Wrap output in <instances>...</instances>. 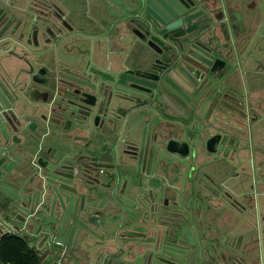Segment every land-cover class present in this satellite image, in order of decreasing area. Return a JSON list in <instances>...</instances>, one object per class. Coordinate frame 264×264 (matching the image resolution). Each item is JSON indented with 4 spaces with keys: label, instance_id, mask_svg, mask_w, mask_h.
<instances>
[{
    "label": "flooded vegetation",
    "instance_id": "1",
    "mask_svg": "<svg viewBox=\"0 0 264 264\" xmlns=\"http://www.w3.org/2000/svg\"><path fill=\"white\" fill-rule=\"evenodd\" d=\"M172 1L179 11H173L177 18L171 22L155 26L153 9L149 6L140 14L135 10L128 12L129 19L107 36L105 31L98 34L94 56L99 51L102 56L110 54L112 58L114 52L121 67L115 72L90 65L89 71L78 65L76 72L71 69V62H63L60 53L68 46L63 48L62 43L72 38L67 23L66 28L60 24L64 29L62 33L57 32V27L46 32L44 39L54 38V47L32 46L34 55L40 52L39 56L44 58L49 54L54 62L50 66L49 61L48 66L40 69L27 68L30 72L26 73L27 79H21L26 80L25 95L18 102L21 107H29V96L37 97L38 88H44L47 97L48 115L45 122H40L45 131L39 144L37 141V172L42 169L38 161L41 152L46 151L44 141L49 134H54L56 127L65 134L75 125L80 127V121L89 122L91 115L86 116L85 109L83 118L75 122L65 108L73 106V101L80 98L93 100L96 92L87 84L93 81L94 72L100 70L109 74L108 77L115 76L121 82L126 81L125 86L131 91L141 93L135 95L136 103L126 101L119 107V114L127 111L122 137L128 129L146 127L143 141L131 150L133 156L141 147H149L155 156L158 150L166 149L163 147L166 139L171 148L180 153L176 155L178 160L174 161L172 172L162 170L163 161L153 162L151 169L140 171L137 160L134 168L118 171L113 180L106 172L112 175L114 171L101 168V177H107L104 182L119 190L131 183L130 187L138 195V210H134L137 216L135 212L131 215L136 220L130 231L122 233L124 240L131 239V242L122 243L117 255L119 260L115 263L264 264L262 247L255 255L250 253L251 258L247 253L254 248L252 242L264 239V0ZM34 4L37 0H28L27 7L33 9ZM132 5V0H111L109 6L105 4V13L113 17L110 11L128 10ZM14 6L10 0H0V77L6 75L10 55L20 56L26 34L34 36L37 28L44 34L49 23L57 22L53 14H48L49 23L44 25V16H36L35 23L37 19L40 21L38 27H35L37 24L27 25L22 20L26 18L25 13H15ZM167 8L173 9L168 4ZM91 9L94 14L97 6ZM96 17L89 15L85 23L94 24L92 20L97 19L102 25L106 24V17ZM58 33L62 36L56 38ZM120 36L127 45L115 38ZM68 50L71 56L73 52ZM163 66H168L167 75L180 92L177 113L174 110L173 116L179 121L177 131L171 129L168 122L171 117L168 112L173 109L163 99L156 106L152 102L151 109L148 100L139 101L149 94L138 88H148L161 73L166 75ZM93 139L94 143H100L98 133ZM114 139L116 141L117 137ZM122 144L123 139L117 145L118 150L128 151ZM80 149L81 155L84 149L82 146ZM130 156L123 154V159L129 160ZM234 180L242 181L243 191L232 184ZM150 185L160 186V192L153 196ZM167 186L170 188L164 190ZM185 195L188 199L193 197L189 210L203 214L196 216L197 222L190 227L194 232L191 229L187 234L178 229L186 220L175 217L177 211H184L186 204H190ZM142 204H146V208ZM233 217L237 223L229 222ZM247 227H252L251 234L246 233ZM32 232L25 230L19 235L33 244L27 235ZM128 247L132 249L131 261L126 260ZM186 250L189 252L185 253ZM57 263L61 264L59 259Z\"/></svg>",
    "mask_w": 264,
    "mask_h": 264
},
{
    "label": "water",
    "instance_id": "2",
    "mask_svg": "<svg viewBox=\"0 0 264 264\" xmlns=\"http://www.w3.org/2000/svg\"><path fill=\"white\" fill-rule=\"evenodd\" d=\"M109 1L111 0H97L95 2L97 11H99V18L106 17V24L102 25V23L97 19L92 20L97 25L103 27L106 36L108 35L107 33L110 34L116 28L119 29V25L125 20L129 19L130 15H127L128 12L130 13L135 10L138 12V14H140L150 6L153 9L152 22L156 26L157 24L162 25L167 23V21L171 22L175 20L177 16L175 15L174 10L179 11L177 4L172 0H154V4H152L153 0H132L133 5L130 7V9L123 10L121 12L110 11V15H114L111 17L105 13V4L109 6ZM112 1L116 2L120 0ZM61 2L62 1L60 0L59 3ZM167 4L173 9H168ZM13 8L15 13L18 11L25 13L26 18L22 20H24L27 25L37 24L36 26L38 27L40 21L37 19V23H35L36 16H44V19L42 20V22L44 21V25L50 22L48 14H53L57 19V22L54 21L49 23V27L46 28L44 34L41 33L39 28H37V32L34 36H31V33L26 34L25 38H23L25 42V48L35 45L38 47L40 41L45 38L46 32H48L50 29L54 30V28L57 27V32L62 33L64 31L62 27L68 25L70 27L68 29L71 32L70 37L76 38L78 40L93 38V36L88 35L85 32L87 28L85 20L89 18V14L81 11L79 7L69 10L68 13H66L54 3L41 0V2H37V4L34 5L33 9H29L27 6L21 8L14 6ZM46 9L49 11L46 12ZM60 36H62V34L58 33L56 38H59ZM115 36H118V34L116 33ZM96 38L97 37H94L93 39ZM115 38L120 44L127 45L121 41V36ZM52 47H54V45ZM81 51V49L77 48L75 54L80 60L84 55L89 53V51L86 53ZM39 55L40 52H37V58H40ZM17 57L24 59L30 68L35 69V66L37 65L36 61L27 59V56ZM161 68L163 73L166 75L161 73L160 78H156V83L147 85L148 88L139 87L138 89L140 91L147 92L149 94L145 96V99H139V101L144 103L146 100H148V107L151 109L154 107L152 106V102H155L156 106L158 101L163 99L167 103V106L170 109H173V111L168 112L169 116H171L168 122L172 126L171 129L176 130L175 128L177 127V123L179 121L177 120V117L173 116L175 113L174 110L177 113V101L179 100L180 92L175 83L169 78V75H167L169 72L168 66H163ZM21 71L28 74L30 73L25 68H22ZM99 71L94 72L95 75L93 76V81L87 84L89 89L92 88L96 92V95L93 96V100L90 102L89 99L84 101L80 98L78 101H73V106L69 107L68 109V116H73V118L78 121L83 118L82 115L85 114L83 109H85L87 113L85 115H91V118L88 120V124L96 127V129H92L90 125H82L79 123L80 127L82 129H87L90 135L88 138H86L88 143L85 148L83 147V154L80 155V148L77 147L75 149V142L72 145L71 151L62 149L61 154H56V151L53 152L51 149L53 153L49 154L48 158H46L44 155L45 152L42 151L38 161V164L42 167V169L40 172H37V167L35 166L34 162L30 160V158L34 156L31 152V150L34 148V145L30 143V138L25 136L18 142L19 145L23 147V149L21 148L18 160V154L15 153L17 142L12 144L11 142L14 141V139L10 138V136L6 133L2 134L3 138H1L0 135V182L9 180L10 183H13L16 179L23 180L25 178L23 191L24 195L22 198H15L7 201L0 195V224H2V222H7L9 226L11 225L10 227L31 232L32 229H34V225L31 222L33 221L35 223L39 209L46 205H50L52 206V210H55L56 207H61L63 212L69 211L74 213V220L72 218L74 224L73 236L76 235L77 238L81 235H83V238L94 236L96 231L100 229L103 224H105L106 221L104 218L117 214V211H114L115 208L121 209L122 214H128L129 220L125 223L122 221L120 228L122 227V224L132 226L131 223L134 222L136 218H133L131 215L132 212H135L134 210H138L136 209V206L139 204L138 200L131 201L122 198L120 195L124 192V188H122L120 191L118 187H113L112 184L102 181L100 172L101 168L106 167L110 170H113L114 173L112 175L111 173L106 172L110 177H113V180L117 177L118 171L120 172L126 168H134V163H136L137 160V168L140 169V171H142V168L145 170L146 168L150 167L151 169L153 162L157 161L159 164L161 161L164 162L161 164L163 165V171H174V161L178 160L176 155L180 153L178 150L171 148L170 142L168 141L169 139H166L163 143V147L166 149L162 148L161 150H158L159 153H157L155 156L152 151H149V147H141V149L139 148L133 156L131 150L134 149V146H138V144H140L139 141H143V134L146 130V127L145 125H142V127L136 126L132 129H128L126 130L127 133L122 137L121 132L124 131V125L126 124L127 111H125L123 114H119V107L126 101L128 103H136L137 98L135 95L141 93L135 91L134 93L131 91L130 88L125 86L126 81L121 82L117 80L115 76L108 77L109 74H104ZM5 73V77H0V117H2L3 120V116L7 117L8 121L11 123V130L13 129L12 131L14 132L13 134L17 135V133H22L24 130L18 129L21 127V123L18 121V119L15 120L11 118V116L16 113L15 107L25 95L24 89L26 87L24 88V85L26 84V80H22L20 82L18 81L16 83L12 81V77L8 71ZM43 73L44 72H42V74ZM29 98L35 100V98L32 96H29ZM82 103H85V105H82ZM130 110L132 111V109ZM147 113L149 114V112ZM92 118L95 119V124L90 123ZM0 129H3V125L1 123ZM95 133H98L100 143H94L93 135ZM114 136L117 137L116 141ZM139 138L141 139L137 140ZM121 139H123V147L128 149V151L120 152L118 150L117 145L120 144ZM2 141H5L4 145H1ZM93 144H96V146H93ZM123 154L131 155L129 160H124ZM32 171L34 172L30 175ZM167 188H170V186L165 187L164 190ZM150 189L153 196L157 195L161 190L160 186L156 185H150ZM50 191H54L55 194L52 196V198L48 197V199H46V195ZM79 196L81 198H79ZM187 196L185 199L190 204H186L187 208H183V206L180 208H183V212L190 216L191 211L189 210V207L193 197L191 198L190 196L188 199ZM120 199L122 201H129V204L133 210L130 209V207L129 209H125L126 207L122 204V202H120ZM183 199L184 198H182V201ZM80 202L81 204L78 206L77 203ZM143 206L146 208V204ZM173 209L177 208L173 207ZM170 210H172V208H170ZM135 214L137 216V212H135ZM40 215L41 213H39L38 216L40 217ZM15 217L17 220H20V224L15 222ZM102 219H104V223H102ZM12 224L17 228L12 226ZM44 231L50 232L51 230L44 229ZM57 233L59 234L60 238H65L66 236V233L63 229H60V231ZM27 235L29 238H33L29 235V233H27ZM37 236H39V232L37 233ZM120 241L123 244H128L131 242V239L125 241L124 238H119V242ZM34 245L36 244L34 243ZM125 247H127V245ZM126 250L128 251L127 253L129 255L132 253L131 247H128ZM187 252H189V250L185 251V253ZM54 259H57V257L55 256ZM118 264L128 263L122 261Z\"/></svg>",
    "mask_w": 264,
    "mask_h": 264
},
{
    "label": "crops",
    "instance_id": "3",
    "mask_svg": "<svg viewBox=\"0 0 264 264\" xmlns=\"http://www.w3.org/2000/svg\"><path fill=\"white\" fill-rule=\"evenodd\" d=\"M46 1L54 3L55 5L60 7L62 10H64L66 13H68L69 10H72L76 7L77 8L79 7V9L81 11L86 12L87 14L94 16V18L96 16L99 17V13H98L99 11L96 10L95 11L96 14L95 13L93 14L91 11L92 10L91 7H94L96 5L95 2L97 0H61L62 1L61 3H59L60 0H46ZM10 2H12L13 4H15L18 7L28 6V0H10ZM37 2H41V0H37ZM34 5H33V7H34ZM86 26H87V28H86L85 32H87L88 35L93 36V38L98 37V34L101 33L102 31H104L103 27H101L100 25H97L96 23L89 24L87 22ZM107 27H109V26H107ZM93 38L92 39H82V40H78L76 38H68V39L66 38L67 40L62 43V47L65 48V45L68 47L65 48V50H62L61 54L65 55L69 58L63 59V62H65L67 64L71 62L70 63L71 69L75 70L76 72H78V70L76 68V67H78V65L82 66L83 68H85L87 70H88V65L94 66V67H99V68H105V69L108 68V69L113 70L114 72L117 71L118 69H120L121 67L118 64V58L116 57L117 55H115L114 52H113L112 58H110V54H108V55L106 54V56L105 55L102 56V54H101L102 52H99V51H98V55L94 56L95 53L93 52V49H94L96 39H93ZM54 41H55L54 38L42 39L40 41L39 46H43V47L53 46ZM23 48L24 49H20L21 52L18 54L20 56H22V55L28 56V57H26L27 59L32 58V60L36 61L37 67L36 66L35 67L37 69H40L41 67L48 66L50 63L49 61H51L50 66L54 63L51 60L52 57H50L49 54H45L44 58H41V57L37 58V56L31 52L32 48H33L32 46H30V48H28V47L27 48L23 47ZM77 48H79L81 50L82 49L88 50L89 53H87V55H84L82 57V59L80 60L75 55ZM68 49H70L73 52L71 56H68V52H69ZM49 50H51V49H49ZM22 52H24V53L22 54ZM47 53H49V52H47ZM46 55L49 57L46 58ZM16 59H12L13 61H15V64L12 66L10 63V58L8 59L4 72L8 71L12 77V81L17 83L18 81L19 82L22 81L21 79L26 78V75H27L26 73L22 72L21 69L22 68L27 69V68H29V66L27 65V63L24 59H20L18 57H16ZM89 61H90V63H89ZM51 69L52 68H49V70H51ZM21 87H23V86H21ZM33 98H35V100L29 99V101L31 103H29V107L27 109L21 107V104L17 103V106L15 107L16 113L11 116V118H14L15 120L18 119V121L20 118L19 122L21 123V127H19L18 129L19 130L23 129L24 131L22 133L19 132V133H17V135L13 134L14 132L12 131L13 129L11 130V123L8 121L7 117L3 116L4 120L2 119V117H0V123L3 125V129H0L1 138H3L2 134L6 133L7 135L10 136V138L14 139V141L11 142L12 144L17 142L16 147H15V149H16L15 153L18 154V156H17L18 160H19L21 148L23 149V147H21L18 143L20 141V139L24 138L25 136H27L28 138L31 139L30 143L34 145V148L31 150V152L33 153V155H35L37 153V149H38L37 148V141L39 144V140L44 134V133L40 134V130H42V131L44 130V127L41 129V123L40 122H45V118L48 115L45 112L40 111L41 108L46 109V106H47L46 104H48L44 88H38L37 97H33ZM68 109H69V107L65 108V112ZM36 110H37V113H36ZM47 111H48V107H47ZM36 114H37V118L35 117ZM49 118L47 120V123L49 121ZM74 120H75V122H79L76 119H74ZM94 122H96V121L94 118H92L90 123L95 124ZM36 123H37V125H36ZM81 123H84V125H88V126L90 125V124H88L87 121H84V122L80 121V124ZM39 125H40V127H39ZM44 125H45V123H44ZM38 127H39V129H38ZM90 127L92 129H96V127H93L92 125H90ZM60 130L62 131L61 128L56 127V129L54 130V134H53L54 138L51 139V141H49L48 143H45L46 141L44 142V146H45V150H46V151H44L45 152L44 155L46 156V158H48L49 154H51L55 151H56V154H61L62 149H65L67 151H71L72 145L74 144V142L76 144L75 149L77 147L81 148V146H82L85 148L87 146L88 141L86 140V138H88L90 136L89 131H87V129H82V128L75 125L72 129H70L67 132L68 134L67 133L63 134ZM62 134H63V136H62ZM4 144H5V141H2L1 145H4ZM51 149L53 150V152ZM49 151H50V153H49ZM31 158H30V160H32ZM33 172L34 171H32L30 173V175ZM26 179H28V178H26ZM101 180L106 181L107 180L106 175L102 176ZM24 182H25V178L23 180L16 179L13 183H10L9 180L0 182V195L3 198H5L7 201H9L11 199H15V198H22L24 195L23 194ZM130 182H132V179L130 180ZM232 184L237 186L240 190L243 191V189H241L242 181L234 180L232 182ZM130 186H131V183H129L126 187H124V192L120 196L122 198H125L126 200H131V201L135 200L136 201V200H138V198H137L138 195L136 194V192L133 191V189ZM54 194H55L54 191L48 192L46 195V199H48V197L52 198V196H54ZM79 198H81V197L79 196ZM196 199H197V197H196ZM126 200L125 201L121 200L120 202H122V204L125 205V207H126L125 209H129V207H130V209L133 210V208L129 204V201H126ZM78 201H80V200H78ZM99 201H101V200H99ZM77 204H78V206H80L81 202L77 203ZM114 211H117V214H114L113 216L104 218L106 221L105 224H103L100 227V229H98L96 231V234L94 236H90L88 238L87 237L83 238V235H81L80 237L77 238L76 235L73 236V233H74V224H73L74 213L69 212V211L63 212L61 210V207H56L55 210L54 209L52 210V206H50V205H46L43 208H40L38 215H39V213H41V215H40V217L38 215L36 216L35 223L33 221L31 222L34 225V229H32L33 232L31 234L29 233V235L31 237H33V238H30L32 240L33 244L35 243L37 245V248L43 254V258H44L43 264H55L57 259H59V261H62L63 262L62 264H116L115 263L116 260H119V257L117 256L120 253L119 248L122 246L121 241L119 242V238L120 239L124 238V235L122 233H124V232L126 233L127 231H130L131 226L130 225H123L122 228L120 229L121 222L122 221L124 222V220H128V214L127 213L122 214L121 209H119V208H115ZM172 214H173V212L170 211V215H172ZM176 214H177V216L174 215L175 217L186 220L185 223L182 225L183 227H181V228L177 227L181 231L184 230V234H187V232H191L192 228H190V227H193L195 222H197L196 216L202 217V215H203L202 213L198 214V212H196V214H195L194 212H191V215L189 216L187 213H184L183 211H181L180 213H178V211H177ZM217 214H219V212H217ZM72 218H73V220H72ZM104 219H102V223H104L103 222ZM15 220L14 221L17 224L21 223L20 220L19 219L17 220L16 217H15ZM229 222L230 223H232V222L237 223L236 217H233V219H230ZM176 223H179V222H176ZM132 224L133 223H131V225ZM237 225L239 226L240 224H237ZM10 226L7 224V222L6 223L2 222V224H0V238L3 234L9 233L11 231V229H14L17 234H19V233L24 234V232H25V230H23V229L18 230V229H15L13 227H10ZM12 226L16 227L13 224H12ZM240 227H242V226L240 225ZM250 228H252V227L245 228V231L247 234H251L252 230ZM44 229L45 230L50 229L51 231L45 232ZM60 229L61 230L63 229L64 232L66 233L65 238H60L59 234L57 233L60 231ZM192 231L194 232L193 229H192ZM38 232H39V236H37ZM113 232H116V233H113ZM169 232H170L169 234H171V232H172L171 229L169 230ZM250 242L251 241H249V243H247L249 245L247 248L250 247V244H251ZM252 244H253V246H251V247H254V248H252L249 251L247 250L248 251L247 253H249L248 256L250 258H251V254L255 255V251L258 252L260 247H262V249L264 250V239L261 240L260 242H258V241L252 242ZM55 256L57 257V259H54ZM132 259H133V257L131 254L126 256V260L131 261ZM54 260H56V261H54Z\"/></svg>",
    "mask_w": 264,
    "mask_h": 264
},
{
    "label": "trees",
    "instance_id": "4",
    "mask_svg": "<svg viewBox=\"0 0 264 264\" xmlns=\"http://www.w3.org/2000/svg\"><path fill=\"white\" fill-rule=\"evenodd\" d=\"M0 261L3 264H43L44 258L28 239L9 232L0 238Z\"/></svg>",
    "mask_w": 264,
    "mask_h": 264
},
{
    "label": "rangeland",
    "instance_id": "5",
    "mask_svg": "<svg viewBox=\"0 0 264 264\" xmlns=\"http://www.w3.org/2000/svg\"><path fill=\"white\" fill-rule=\"evenodd\" d=\"M35 27H37V26H35ZM60 55L62 56L61 58L62 59H67V58H69V57H67V56H65V55H62L61 53H60ZM10 63H11V65L14 63V61L12 60V59H16V57H14V56H11L10 55ZM17 60V59H16ZM40 111L41 112H45V113H48V111H47V106H46V109H44V108H41L40 109ZM84 122V121H83ZM44 133V130L42 131V130H40V134H43ZM54 138V136H53V134H49L47 137H46V139H45V143H48L49 141H51V139H53ZM36 159H37V155H34L33 157H32V161L34 162V164H35V166L37 167V162H36ZM242 188V187H241ZM113 233H116V232H113ZM61 264L63 263L62 261H59ZM0 264H3L1 261H0Z\"/></svg>",
    "mask_w": 264,
    "mask_h": 264
},
{
    "label": "built area",
    "instance_id": "6",
    "mask_svg": "<svg viewBox=\"0 0 264 264\" xmlns=\"http://www.w3.org/2000/svg\"><path fill=\"white\" fill-rule=\"evenodd\" d=\"M10 233H13V234H15V233H16V231H15L14 229H11Z\"/></svg>",
    "mask_w": 264,
    "mask_h": 264
}]
</instances>
